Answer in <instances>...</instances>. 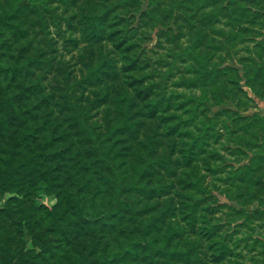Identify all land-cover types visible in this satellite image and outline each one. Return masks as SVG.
<instances>
[{"label": "rangeland", "instance_id": "obj_1", "mask_svg": "<svg viewBox=\"0 0 264 264\" xmlns=\"http://www.w3.org/2000/svg\"><path fill=\"white\" fill-rule=\"evenodd\" d=\"M43 1L54 9L51 13L56 14L58 29L46 9L45 25L37 20L35 3L19 23L28 29L31 47L53 58L52 71L47 75L53 91L61 93L69 87L76 95L100 100L107 84L109 102L111 83H119L130 60H135L133 73L142 78L136 85L151 84L152 89L149 97L132 109L144 111L147 103L160 101L159 111L173 114L174 119L157 122L153 137L160 141L159 156L170 158L167 166L171 170L165 167L166 171L158 169L148 176L150 186L161 177L162 187L153 193L150 207L154 204L156 211L169 207L166 212L172 209V222L183 218L189 210L187 204L194 203L195 231L178 220L176 228L181 223L186 229L172 237L169 249L179 240L181 250L191 252L179 258L154 255L158 264H256L257 243L252 257L246 239L253 235L257 240V222L263 217L258 212L264 208V0H201L200 5L199 0H159L157 6L153 0L126 2L99 20L98 38L91 33L94 20L87 16L119 0ZM243 10L248 11L252 22L245 19L248 15H243ZM184 48L189 50L180 55ZM108 50L112 52L107 54ZM206 66L214 70L213 76L205 71ZM90 68H102L107 73L97 71L96 77L92 73L95 83L86 85L83 80ZM99 103L93 114L106 104ZM135 119L142 122L137 126L139 136L152 133L151 124L156 119ZM167 128H173L169 134L165 133ZM130 143L133 141L120 144ZM191 144L192 161L184 163L183 156ZM125 151L130 157L132 148ZM23 157L22 152L16 158ZM0 165L6 166L3 162ZM21 176V172L0 173L4 182L0 186V209L7 201L15 206L7 219L23 213L29 202L47 208L57 202L56 196L44 189L25 187ZM182 180H189L191 185L183 186ZM243 200H247L245 209L257 210L250 221L243 218V205H238ZM151 209L141 213L139 224L132 221L140 230L146 218L155 215ZM166 218L162 229H152L144 239L154 243L153 238L164 231ZM22 240L27 248L32 247L27 230ZM154 244L160 246L159 242ZM5 254L0 250V257Z\"/></svg>", "mask_w": 264, "mask_h": 264}, {"label": "trees", "instance_id": "obj_2", "mask_svg": "<svg viewBox=\"0 0 264 264\" xmlns=\"http://www.w3.org/2000/svg\"><path fill=\"white\" fill-rule=\"evenodd\" d=\"M132 1L137 0H119L96 15L90 11L87 17L94 20L92 35L99 37L96 24L110 10ZM33 3L37 20L45 25L44 10L50 14L54 9L43 0L0 2V162L6 165H0V173L21 172L20 182L25 187L34 186L33 191L44 189L56 196L57 202L51 208L29 202L23 213L17 212L13 219H7L15 209L12 201H7L0 209V250L6 253L0 257V264H158L154 255L189 256L191 251L183 252L179 240L173 242L172 249L169 246L172 237L186 229L181 223L176 228L179 221L184 220L195 231L194 203L187 204L189 210L183 218L172 222V209L166 212L169 207L159 211L154 204L150 207L153 193L162 187L161 177H156L150 186L152 179L148 176L165 167L171 170L167 166L170 158L159 156L160 141L153 137L157 122H168L174 119L173 114L167 116L159 111L160 101L147 103L144 111L132 109L149 97L148 91L152 89L151 84L136 85L142 78L133 73L135 60H130L126 72L117 80L119 83H111L113 94L109 102L107 84L100 100H96L97 96L89 100L76 95L69 92V87L61 93L53 91L47 82L53 58L44 50L31 47L30 33L19 23ZM152 3L157 6L159 0ZM201 3L199 0L197 5ZM243 13L248 15V21L254 20L249 19L247 10ZM55 15L50 14L51 23L58 29ZM188 50L184 48L180 55ZM111 52L108 50L107 54ZM109 67L113 69L110 64ZM89 71L83 80L86 85L95 83L92 73L94 77L97 71L107 73L102 68ZM205 71L215 74L207 66ZM99 102L106 104L101 112L96 110L93 114ZM135 116L157 120L151 124V134L144 132L139 136L137 126L142 122ZM172 129L167 128L165 133ZM126 140L133 143L120 144ZM129 148L130 157L125 151ZM192 148L191 144L186 150L184 163L192 161ZM22 152L26 159L16 158ZM182 181L183 186L191 185L189 180ZM3 184L0 177V186ZM246 201L238 205L244 208ZM150 208L155 209V215L148 216L140 230L132 221L139 224L143 220L141 213ZM245 208L243 218L248 221L257 210ZM164 216V231L153 238L160 243L156 246L144 237L152 229H162ZM24 230L33 239L31 248L23 243ZM253 241L256 242L252 248L257 243Z\"/></svg>", "mask_w": 264, "mask_h": 264}, {"label": "crops", "instance_id": "obj_3", "mask_svg": "<svg viewBox=\"0 0 264 264\" xmlns=\"http://www.w3.org/2000/svg\"><path fill=\"white\" fill-rule=\"evenodd\" d=\"M263 209L261 207L260 211H259V216H263L260 220H258L256 229H257V248H256V264H264V212ZM258 216V217H259ZM249 226L253 225L252 222H249ZM254 236H248L247 237V241L249 242L248 244V249L249 252L252 254L253 249H252V243H253V238ZM254 256V254H252V257ZM252 264V263H251Z\"/></svg>", "mask_w": 264, "mask_h": 264}]
</instances>
